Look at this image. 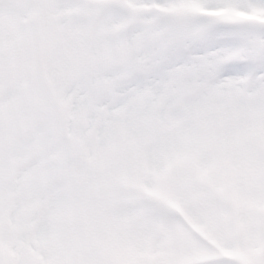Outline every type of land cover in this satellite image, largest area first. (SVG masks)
I'll list each match as a JSON object with an SVG mask.
<instances>
[{
	"label": "snow or ice",
	"instance_id": "6c2138e0",
	"mask_svg": "<svg viewBox=\"0 0 264 264\" xmlns=\"http://www.w3.org/2000/svg\"><path fill=\"white\" fill-rule=\"evenodd\" d=\"M0 264H264V0H0Z\"/></svg>",
	"mask_w": 264,
	"mask_h": 264
}]
</instances>
